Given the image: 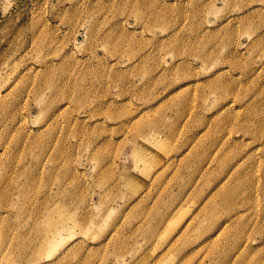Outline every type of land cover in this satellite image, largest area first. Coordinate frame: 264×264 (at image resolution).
<instances>
[{
    "label": "rangeland",
    "instance_id": "374dc122",
    "mask_svg": "<svg viewBox=\"0 0 264 264\" xmlns=\"http://www.w3.org/2000/svg\"><path fill=\"white\" fill-rule=\"evenodd\" d=\"M0 264H264V0H0Z\"/></svg>",
    "mask_w": 264,
    "mask_h": 264
},
{
    "label": "bare ground",
    "instance_id": "6f19581e",
    "mask_svg": "<svg viewBox=\"0 0 264 264\" xmlns=\"http://www.w3.org/2000/svg\"><path fill=\"white\" fill-rule=\"evenodd\" d=\"M55 239L54 238H50V240H47L46 244H48L49 246H53V244L55 243Z\"/></svg>",
    "mask_w": 264,
    "mask_h": 264
}]
</instances>
